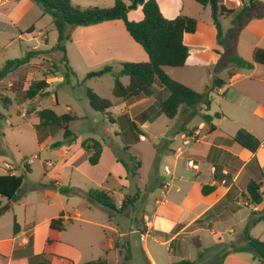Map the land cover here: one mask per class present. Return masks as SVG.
Masks as SVG:
<instances>
[{
    "label": "rangeland",
    "instance_id": "374dc122",
    "mask_svg": "<svg viewBox=\"0 0 264 264\" xmlns=\"http://www.w3.org/2000/svg\"><path fill=\"white\" fill-rule=\"evenodd\" d=\"M125 1L130 4L129 0ZM157 1L166 18L187 15L197 20L196 32L185 35V43L190 53L186 64L181 67H164L165 72L173 79L202 92L212 83L214 77H219L225 82L229 79L230 71L236 68L226 60L230 53L234 52L235 55L253 62V47L259 38L252 31L244 32L243 28L246 25L237 32L238 46L234 49L232 41L229 45L218 42V30L209 7L205 8L196 0ZM2 2L4 4L1 5ZM71 2L80 7L109 8L114 5L115 0H71ZM241 7L242 1L237 6V10ZM142 17L140 6L131 8L128 12L129 20L138 21ZM219 19L223 34L226 36L230 25L232 27V22L222 16ZM0 22L6 24L4 26L7 28L0 30V67L6 60L22 57L32 49L44 51L0 82V92L13 98L8 108L0 103V112L3 115V118H0V174L13 169H16V174H24L19 201L11 202L0 194V240L14 238L18 234L29 236L34 224H43L39 234L47 230L53 236H57L58 252L73 259L75 264L97 260L104 256L112 262L115 253L121 264H141L143 243L140 242L139 237L128 234L126 238L116 240L113 250H109L108 229L84 221V218L88 217L99 223H119L121 231L128 233L133 224L129 215L127 216L130 207L127 208L126 213L121 215L116 213L110 219L109 211L101 205L92 203L87 193L92 188L110 190L116 199L121 201L122 194L126 197L133 196L138 191L159 189L158 184L162 181L167 182L171 178L165 173L164 168L167 166L173 170L175 164L173 153L166 150L170 146L168 139L173 137L174 131L182 123L205 124L206 127H209V124L200 115L171 119L164 114L154 116L151 113L154 118L147 120L146 126L141 128L145 139L135 145L124 141L119 126L111 122L108 114L115 117L126 110L130 115H135L146 105L150 107L164 97L165 89L158 86L156 94L127 108L119 104V100L113 94L115 78L112 74L86 78L88 73L99 71L106 66L118 71L125 62L149 60L147 52L131 37L122 20L67 27L66 31L70 35V38L64 42L68 57L67 64L75 73L70 75V78L66 75L67 66L63 62V52L57 48L58 32L52 16L43 14L37 2L0 0ZM12 27L17 30L14 31ZM256 29L263 30V27L257 26ZM54 65L57 67L55 68ZM255 65L257 67L255 72L253 68L241 69L243 75L252 74L253 81L244 80L236 87L239 90L249 91L253 94V98L260 100L264 85L260 79L264 78V66ZM43 78L49 82V87L46 89L48 94L45 96L22 100V93L15 95L10 91L11 84L20 79H24V87L27 88L30 82ZM121 81L127 85L130 77L122 76ZM223 86L225 90L228 87L226 83ZM89 89L117 104L107 111L108 114L94 109L88 98ZM212 99L211 108L207 112L214 115L218 111L227 114L228 117L225 121L215 118L213 121L215 125L233 136L240 128H245L261 141L264 140V128L260 130L255 125H251L252 119L262 121L261 118L237 115L238 113L232 115L233 105L221 93L214 91ZM45 108H50L57 114H76L79 119L70 123V129L77 138L72 141L65 139L61 128L48 127L40 130L37 110ZM201 111L206 112L205 108ZM260 125L263 127L262 123ZM89 138L100 141L104 150L113 157L112 162L106 160L104 163L102 177L97 168L90 174L83 167L65 164L61 159L65 147L69 145L73 148L71 153L78 156L83 153L85 157L86 151L82 141ZM55 143L60 145L55 147L53 146ZM25 163L30 164V172L25 171ZM8 164L13 168L8 169ZM176 166L178 171H186L187 160L184 157L178 159ZM186 172L191 173L189 169ZM239 183H243V178ZM58 185L71 187L78 193L72 196L64 195L57 190ZM136 203L138 207L142 204L141 201ZM89 208L92 210L90 211ZM80 210H85L82 217L65 220V229L61 232H52L48 224H45L46 219L51 220L62 213L74 216ZM15 219L21 228L18 234L14 233ZM263 225L264 222L257 223L250 229L253 235L250 234L259 238L263 232ZM127 238L130 240V246L124 248L123 242ZM191 247L188 244L187 252H190ZM221 247L219 246L218 249ZM156 248L165 263L170 256L166 245L156 244ZM218 249L212 250L211 253L214 255ZM8 252L9 249L6 248L0 251L1 264H5ZM255 260L259 261L256 257Z\"/></svg>",
    "mask_w": 264,
    "mask_h": 264
},
{
    "label": "trees",
    "instance_id": "16d2710c",
    "mask_svg": "<svg viewBox=\"0 0 264 264\" xmlns=\"http://www.w3.org/2000/svg\"><path fill=\"white\" fill-rule=\"evenodd\" d=\"M43 11V14L52 16L53 24L58 32L57 48L63 52V62L67 66L66 75H75L71 67L68 66V57L64 45L65 40L70 38L66 29L69 26H89L104 21L122 20L131 37L142 46L149 55L146 62H125L120 70L115 71L111 66L87 74L86 78L101 76L110 73L115 78L113 94L119 100V103L130 105L140 99H144L158 92V86L165 89V95L157 100L154 104L136 116L131 118L128 112L121 114L117 119L108 114V110L116 104L109 99H105L88 90V98L91 106L108 114L112 123L118 122L123 134L129 143H136L143 134L140 124L147 120L164 114L166 117L174 119L178 116H187L191 118L200 115L208 124V131L213 132L216 125L213 123L215 118H219L221 113L214 115L207 111L211 108L212 93L221 88L225 81L219 77H214L212 83L207 85L204 91L199 92L191 89L189 86L173 79L165 70V66L181 67L184 66L189 57V47L185 43V35L195 33L197 30V20L187 15H178L175 18H166L159 6L157 0H129L128 4L125 0H115L112 7L102 8L99 6L80 7L72 4L71 0H34ZM201 5L209 7L217 27V39L221 44H227L230 38H236L237 32L247 25L252 19L264 17V2L261 0H242V7L237 10L238 4L234 1H227L223 4L221 0H196ZM141 6L143 17L135 21L129 20L128 12L131 8ZM232 17V27L228 29L227 35L223 34L222 25L219 17ZM6 28V26H4ZM7 30V28H6ZM14 30V29H13ZM44 51L32 49L19 58L8 59L2 67H0V82L8 77L12 72L27 65L37 56L43 54ZM227 62L232 63L239 69H252L255 64L264 65V48L256 47L253 51V62H249L244 58L235 55L234 52L226 58ZM53 64V63H52ZM56 68L57 65H54ZM57 73V71H56ZM53 73V75H56ZM234 73L231 71L230 75ZM122 76H129L130 82L125 85L121 81ZM68 78V77H67ZM69 82V80L67 81ZM24 79H20L11 84L10 91L16 95L22 93V100H31L37 96H45L48 94L46 89L49 82L46 78L35 80L29 83L27 88L24 87ZM0 103L5 108L12 104L9 96L0 92ZM205 108L206 112L201 110ZM31 112V110H28ZM40 118L38 124L39 129L45 128H61L64 131L65 139L75 140L77 136L70 129V123L79 119L76 114L66 113L57 114L50 108L37 110ZM0 118H3L0 112ZM186 124L182 123L184 127ZM230 143L235 142L248 149L252 153H256L261 146V140L245 128H240L235 136L228 140ZM55 143L53 146H59ZM83 148L90 152L89 162L91 165H97L102 154V144L98 140L85 139L82 141ZM139 166V165H138ZM30 164L25 163V171L30 172ZM24 181V174H15L8 172L0 174V194L7 197L11 202H17L21 198V187ZM215 189L214 185H204L202 192L209 194ZM57 190L67 196L78 193L75 189L67 186H57ZM250 203L257 206L264 201L263 181L261 179H253L247 186ZM88 197L92 203L103 206L109 211V217L116 213L121 214L129 206L135 204L140 192L135 195L124 197L120 206H117L116 198L108 191L92 188L88 191ZM64 213L59 217L52 218L49 222V228L55 231L65 229ZM264 220V214L252 211L251 218L244 229L245 244L237 245L231 243L228 245L229 250H225L221 257L211 264H224L225 257L231 252H251L259 260L260 264H264V241L253 237L250 229L260 221ZM21 228L17 220L14 222V233L18 234ZM54 238L48 237L46 240V248L41 253H35L33 249V238L29 237V242L19 248H15L12 256L14 258L27 257L28 264H75V262L66 256L56 254L49 248L54 242ZM128 247L127 245L123 246ZM81 264H112L105 258L87 261ZM173 264H193L189 260H181Z\"/></svg>",
    "mask_w": 264,
    "mask_h": 264
},
{
    "label": "crops",
    "instance_id": "0c3cea01",
    "mask_svg": "<svg viewBox=\"0 0 264 264\" xmlns=\"http://www.w3.org/2000/svg\"><path fill=\"white\" fill-rule=\"evenodd\" d=\"M227 1L229 0H221L223 4H226ZM230 1L240 5L242 0ZM261 1L264 2V0ZM2 4L4 3L2 2ZM225 18L230 21L232 19V17ZM4 25L6 24L0 22V30L6 29L2 28ZM257 26H262L263 30H257ZM12 28L17 30L14 27ZM243 31H252L258 35L259 40L255 43L253 51L256 47L264 48V17L252 19L243 28ZM231 41L234 49H237L238 39L230 38L227 45ZM256 70L257 67L255 65L253 72ZM231 71L234 74L230 75L225 82L226 86L228 85L227 89L225 90V86H222L216 89L215 92L223 94V97L232 103V115L238 113L237 115L261 118L262 121L252 119L251 125H255L262 130L264 128V85H262L263 89H261L260 93L262 100H256L249 91L239 90L236 87L238 83L244 80L253 81L252 74L243 75L242 70L239 68H234ZM260 82L264 83V78H261ZM12 93L15 94L14 92ZM11 99L13 101V98ZM140 100L130 105L119 104L131 108L137 103L144 101ZM147 108L148 106L146 105L137 114L130 115L131 118L134 119ZM125 112L127 111L124 110L113 118L117 119ZM218 119L225 121L228 119L227 114L221 113ZM146 123L147 121L140 124V128L145 127ZM260 123L263 124V127H261ZM113 124L119 126L118 122ZM121 135L124 141L130 145H135L145 139V136L141 134L138 142L129 143L125 136ZM234 136L228 134L226 130H223L218 125H216V129L213 132L208 131V127L205 124L191 125L188 123L184 127L179 125L174 131L173 137L168 139L170 146L166 148L168 152L173 153L175 158L173 170L168 168L166 171V168H164L165 173L170 175V180L167 182L162 181L158 184L159 187L157 188L159 189H149L140 192L136 200V202H142L140 207L135 202L134 205L129 206V210L126 209L122 212L126 213L128 210L127 216L129 215L128 217L133 223L130 231L128 233L122 232L117 222V224H113V222L110 224L99 223L88 217H85L84 221L108 229V234H110L108 236L109 250H113L116 240L123 237L126 238L128 234H135L136 237H139L140 242L143 243V260L141 264H173L181 260H189L193 264H211L219 259L225 250H229L228 245L231 243L237 245L245 244L244 229L251 218L252 211L264 212V201L257 206L251 204L247 191V186L253 179H261L264 187V140L261 141V146L257 152L252 153L238 143H230L228 140ZM72 149L70 145L65 147L61 158L63 163L78 165L80 168L83 167L90 174L97 168L100 175L103 168H105L104 163L106 160L109 162L113 161V157L104 150V147L97 165L90 164V152L85 150V157H83V153L79 156L71 153ZM182 157L187 160L186 171L189 169L191 173L178 171L176 162ZM7 166L8 169L13 168L10 164ZM15 170H8V172L15 173ZM100 176L102 177L103 175L101 174ZM242 178L243 183L240 184L239 182ZM204 185H214L215 189L209 194H204L202 192ZM106 191L113 194L110 190ZM121 196V201L116 199L118 207L123 201L125 194ZM89 209L90 211L92 210V208ZM84 212L85 210L77 211L74 216L64 214V223L65 220L81 218ZM49 222L50 219L45 220V224H48L47 226H49ZM261 222H264V220ZM41 225L43 224H34L32 226L33 231L30 235L33 238L34 252L41 253L45 250L47 238L52 237L55 240L49 249L56 254L62 255L57 250V236H53L47 230H43L39 234V230L42 229ZM262 230L263 232L259 238L264 240V225ZM50 231L53 232L55 230L50 229ZM252 232L250 230L253 235ZM30 235L18 234L14 238L0 240V251L3 248L9 249L5 264H28L27 257L14 258L12 254L15 248L23 247L29 242ZM141 235L144 236L143 239ZM129 244L130 240L128 238L125 239L123 246H130ZM156 244L166 245L168 249L170 256L165 263L158 254ZM188 244L192 246L190 252H187ZM219 246L222 247L218 249ZM116 249L119 250V248ZM215 249H218V251L213 255L211 251H215ZM104 258L109 263L121 264L116 253L112 262L107 256H104ZM224 264H260V262L255 260V255L251 252H231L225 257Z\"/></svg>",
    "mask_w": 264,
    "mask_h": 264
},
{
    "label": "built area",
    "instance_id": "2783aa9c",
    "mask_svg": "<svg viewBox=\"0 0 264 264\" xmlns=\"http://www.w3.org/2000/svg\"><path fill=\"white\" fill-rule=\"evenodd\" d=\"M165 168H166V171H167L168 167H165ZM141 237H142V239L144 238V236H143V235H141Z\"/></svg>",
    "mask_w": 264,
    "mask_h": 264
}]
</instances>
